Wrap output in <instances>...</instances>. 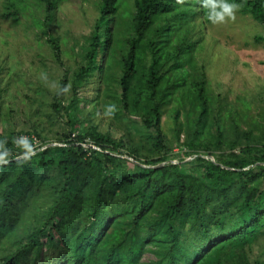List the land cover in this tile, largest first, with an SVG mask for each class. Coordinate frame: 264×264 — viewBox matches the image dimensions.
<instances>
[{
	"label": "trees",
	"instance_id": "1",
	"mask_svg": "<svg viewBox=\"0 0 264 264\" xmlns=\"http://www.w3.org/2000/svg\"><path fill=\"white\" fill-rule=\"evenodd\" d=\"M60 1L36 0L46 19ZM129 1L124 25L118 17L122 0L100 1L85 64L74 72L71 90L76 94L94 76L107 90L115 87V116L130 136L124 142L89 127L71 138L82 126L78 102L63 108L58 92L51 107L70 129L57 139L62 146L35 152L27 134L26 151L17 146L19 134L4 139L0 152L10 154L9 163L0 164V227L16 225L26 199L35 221L0 264H264L260 257L251 263L235 258L264 241V130L243 132L232 124L226 135L223 125L208 122L205 74L192 63L197 41L190 33L197 22L211 24L207 9L201 0ZM227 3L239 5L264 29V0ZM176 94L179 106L189 105L185 122H179L178 109L172 112L173 145L183 150L178 163L160 125ZM139 128L148 135L137 143L132 134ZM254 130L261 135L254 137ZM85 138L95 149L83 146ZM122 149L126 156L114 154ZM217 150L230 152L219 162L199 156ZM147 254L151 258L144 261Z\"/></svg>",
	"mask_w": 264,
	"mask_h": 264
},
{
	"label": "rangeland",
	"instance_id": "2",
	"mask_svg": "<svg viewBox=\"0 0 264 264\" xmlns=\"http://www.w3.org/2000/svg\"><path fill=\"white\" fill-rule=\"evenodd\" d=\"M101 0H61L51 18L46 19L36 0H0V138L2 140L18 135L20 138H34L37 152L47 146L60 147L57 139L69 133L66 119L56 115L51 104L59 92L63 80L64 86L70 84L78 66L85 64V53L90 34L99 16ZM15 16L4 15L14 10ZM17 12V13H16ZM132 12L129 0L119 4L118 17L124 25L127 16ZM236 20H227L221 24L200 22L190 26V33L197 41L191 54L192 63L199 74H205L203 87L210 99L207 110L210 112L208 122L223 125L228 135L230 126L235 124L240 131L257 127L264 130V42L256 38L264 37V29L250 15L242 14L240 8L235 12ZM123 25L121 31H123ZM52 40L53 43H49ZM57 47V51L54 47ZM190 69L189 65L184 66ZM47 79H41V74ZM56 83L59 88H52ZM109 81V85H112ZM106 85H99L97 78L90 79L88 84L77 88L76 94L70 89L61 96L60 106L65 108L71 100L77 99L82 126L73 131L74 138L79 131L88 132L89 127L101 134H108L113 139H124L126 136L124 122L117 116L105 115L108 106L115 104L117 89L107 90ZM167 108L161 118V130L174 162L182 148L173 145L172 112L179 110V122H185L188 112L187 102L183 106L176 100ZM116 106V104H115ZM63 113V110L61 111ZM190 121H196V114L190 115ZM258 126H255V125ZM216 126L211 133L214 135ZM259 131H253L258 137ZM34 132L40 133L35 138ZM148 132L139 128L132 134L137 143L140 136L145 140ZM182 133L180 143L183 141ZM15 136V137H16ZM145 136V137H144ZM16 138V139H17ZM204 140H209L206 136ZM129 141V139H128ZM146 141V140H145ZM142 142V141H141ZM85 148L95 147L89 138L84 139ZM186 150V149H184ZM119 152V154H118ZM228 150H217L212 155L199 152V156L212 162H219L228 157ZM113 153V152H112ZM124 149L114 152L116 156H126ZM34 154V153H32ZM198 154L186 158L183 162L193 161ZM30 199L19 212L16 225L10 228V222L0 227V260L11 250L14 239L20 238L25 231L34 225V213ZM236 261L251 263L255 258L264 260V241L249 251H238ZM151 258L148 254L144 261Z\"/></svg>",
	"mask_w": 264,
	"mask_h": 264
},
{
	"label": "clouds",
	"instance_id": "3",
	"mask_svg": "<svg viewBox=\"0 0 264 264\" xmlns=\"http://www.w3.org/2000/svg\"><path fill=\"white\" fill-rule=\"evenodd\" d=\"M177 3L182 4L184 3V0H176ZM201 5L205 9H207V19L212 24H221L225 23L227 20L235 21L236 16L235 12L239 9V5L237 4H229L227 3V0H201ZM41 79L46 80L47 76L46 74H41ZM52 88H59L58 84L54 83ZM71 89V85L68 84L64 86L63 88H59V93L67 94ZM116 111L115 104L108 106V111L105 113V115H112ZM7 143V140H0V144ZM14 143L16 141L14 140ZM18 147H21L25 149L26 151L31 150V145L28 142L27 138H20L19 142L17 143ZM10 152L8 149H6L4 152H0V164L4 165L9 163L8 156Z\"/></svg>",
	"mask_w": 264,
	"mask_h": 264
},
{
	"label": "built area",
	"instance_id": "4",
	"mask_svg": "<svg viewBox=\"0 0 264 264\" xmlns=\"http://www.w3.org/2000/svg\"><path fill=\"white\" fill-rule=\"evenodd\" d=\"M95 149V147H93Z\"/></svg>",
	"mask_w": 264,
	"mask_h": 264
}]
</instances>
